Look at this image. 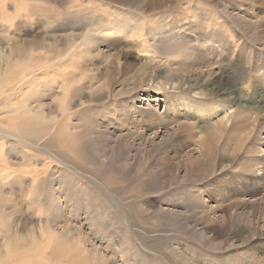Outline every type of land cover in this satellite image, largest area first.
Here are the masks:
<instances>
[{
	"label": "rangeland",
	"instance_id": "374dc122",
	"mask_svg": "<svg viewBox=\"0 0 264 264\" xmlns=\"http://www.w3.org/2000/svg\"><path fill=\"white\" fill-rule=\"evenodd\" d=\"M128 11L158 20L166 38L97 36L81 48L90 55H67L68 39ZM6 66L4 96L29 94L39 121L29 124H66L74 145L0 138V252L11 253L0 264H264V0H0ZM200 91L229 111L251 108L247 172L237 154L205 155L208 120L165 118L169 99ZM17 122L0 113L9 132ZM248 173L259 185L241 183ZM57 236L64 249L50 254Z\"/></svg>",
	"mask_w": 264,
	"mask_h": 264
},
{
	"label": "bare ground",
	"instance_id": "6f19581e",
	"mask_svg": "<svg viewBox=\"0 0 264 264\" xmlns=\"http://www.w3.org/2000/svg\"><path fill=\"white\" fill-rule=\"evenodd\" d=\"M120 11L122 12V11H124V9H120ZM127 14L128 15H117V19L119 21L114 23V24L112 23V19H111V21L106 20V24H103L101 26H99V25H96L93 27L91 26V28L87 29L85 31V33H82L81 36L77 38V41H74V39H68V41H66L67 43L66 44L64 43L65 46L71 48V50L69 52H67V55L73 54L74 57L78 58L77 62L79 61L78 56H81V58H82V57H86L87 54L90 55V49L91 48H88V47L85 49H81V48L86 46L87 43H90L89 46H91L92 43L95 42V40L97 39L96 38L97 36H99V37H102V36L103 37L104 36H106V37L107 36H112V37L119 36V37L124 38V40L126 39L127 41H132L133 40L132 37L135 36L137 38H135L134 40H136V42H137V40L139 39V43L142 41L145 42V40H146L145 39L146 36L144 35V32H146L147 35L151 39H154L155 41H158V39L156 37H158L159 39L160 38H162V39L166 38V35H163V32L161 30L164 27L163 24L160 23L158 26H156L158 24V22H157L158 20L148 19L147 21L144 22V19H143L144 16L141 13L128 11ZM163 17H165V16H163ZM137 21H139V22H137ZM144 23L146 26L144 25ZM145 27H146V30L144 29ZM159 30H161V31H159ZM126 40H125V42L128 46V42ZM141 45H142V47L144 46L143 43H141ZM50 47L54 48L53 50L55 53L56 52L55 45H51ZM144 47H143L144 49H147L148 55L153 57V55H152L153 51L151 50L152 48L150 49L147 46H144ZM62 54H64L63 51H59L56 55L51 56V58L48 60L53 61V62H51L52 64L55 62V64H53V65H57L65 59V58L60 59V57H62L61 56ZM174 54H175V52H174ZM43 58H47V57L42 56L41 59H43ZM75 62H76L75 60H71L70 64L73 65ZM7 64H8V62H7ZM52 64H50V65H52ZM50 65H45V67H42V68H47ZM8 67L9 66H6L3 69V72H0V77L2 74L4 75L7 72ZM81 69H83V68H81ZM71 74H73V73H71ZM68 77H71V76H68ZM203 82L205 84L207 82V78L204 79ZM162 86H163V84H162ZM171 86H175L174 83H171ZM175 87L181 88L180 86H178V84H176ZM160 88H162V87H160ZM160 88L157 85L153 86V89H155V90H157V89L159 90ZM198 93H202V92L200 91ZM198 93H196V94H198ZM215 94H216V92H215ZM4 95H6V94L4 93V91L0 87V113H5V114L11 113V114H13L18 121L16 123L18 131L17 132H9V126H5V125L0 124V138L6 137L7 135H10V134H14L16 137H21V136H23L22 133L25 132V134H30L33 136L34 141H32V142H34V143H31V144H35L37 141H40L41 139H43V141H44V137H45V141L43 142V145L49 147L50 149L57 148V147H65V149H66V148H68V146L71 147V144H73V143H71L70 138L67 137L66 139H64L63 138L64 135H62V134H64V129H62V128L66 127L65 126L66 124L62 128H61V125L59 124L58 128L54 132H51V131H49L47 126L42 127L39 124H35V123H39V121L31 120V118H33V116L30 115V112L33 111V109L28 108V106H27L28 103L26 101V100H28L27 96L29 94L25 95L27 98L26 97L23 98L21 103L14 102L16 100L15 98L13 101V99H11V97H5ZM64 95H65V93H64ZM224 100H225V98H224ZM217 101H219V100L213 99V97H209L207 94H203L202 96L200 95L199 97H195V98L194 97L188 98V97H183V96L176 97V99H174V100H171V99L168 100V105H167L168 109L166 108L167 111L165 112L164 115H165V118L168 119L169 116L172 115L173 113H175L176 115H177V113H182L186 116H190L193 118L199 117V118H201V121L203 120L204 122H206L208 120L209 123L206 126H204L205 131L208 132V136L205 135L204 138L202 139V143H201L204 145L205 155H208L209 158H211V160L213 162H215L214 154H216V153L222 154V156L223 155H229V154H233V155L237 154L239 160L237 161L235 167L238 170L241 169L243 172H247L248 163L250 160L248 159V156L246 154L253 152L251 150V146H252L251 137H253L255 135L254 127L256 124V123L254 124V122H253L254 126L253 125L251 126V124H252L250 121L251 115L249 116V113H251V112H249V110H251V108H248L249 109L248 110V109H244V107H243V109H240L238 111H234V110L229 111L230 106L228 107L227 106L228 104L226 105L222 102L219 103ZM179 111H182V112H179ZM24 113L26 114L25 116H23ZM38 113H40V112H38ZM34 116H35V114H34ZM43 118L45 119L44 116L41 119L44 120ZM251 118H253V117H251ZM21 119H23L22 122L20 121ZM30 122H35V123L29 124ZM255 129H256V127H255ZM262 139H264V134H263ZM75 142H76V140H75ZM72 148L74 150L76 148V146H74ZM42 151L50 154L54 159H56V161L60 162L58 160V158L53 156V155L57 156V152L45 151L43 149H42ZM256 163L261 164L262 165L261 168L263 167V170H264V155H262L261 158L256 161ZM60 164H61V162H60ZM66 169H68V168H66ZM69 169H71V168L69 167ZM258 181H259V179L258 180H257V178L255 179V175L248 173V175L244 179H242L241 183L250 182L252 184V187H255L256 185H259ZM10 222H11L10 220H3L2 227H8L9 228ZM43 233L44 232L42 231L41 234H43ZM46 234L48 236H50L49 233H46ZM33 238H37V239L39 238L40 239V236L35 235ZM56 239H57V241L52 240V239H50L52 241H48L49 239L47 240V244L49 246L51 245L50 254H61L60 250L64 249V247L63 248L60 247L61 246V244L59 242L60 237L57 236ZM44 246L46 247V244H44ZM36 247H38V244L35 245V249H36V251H38ZM10 254H8L6 252H0V261L7 258L8 255H10ZM80 254H81V252H80ZM56 263H59V262H56Z\"/></svg>",
	"mask_w": 264,
	"mask_h": 264
}]
</instances>
